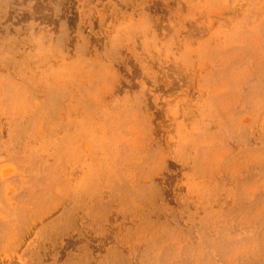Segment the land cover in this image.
<instances>
[{
	"label": "rangeland",
	"instance_id": "rangeland-1",
	"mask_svg": "<svg viewBox=\"0 0 264 264\" xmlns=\"http://www.w3.org/2000/svg\"><path fill=\"white\" fill-rule=\"evenodd\" d=\"M0 264H264V0H0Z\"/></svg>",
	"mask_w": 264,
	"mask_h": 264
}]
</instances>
